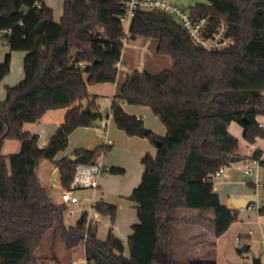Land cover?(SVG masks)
<instances>
[{
    "label": "trees",
    "instance_id": "16d2710c",
    "mask_svg": "<svg viewBox=\"0 0 264 264\" xmlns=\"http://www.w3.org/2000/svg\"><path fill=\"white\" fill-rule=\"evenodd\" d=\"M128 1L63 0L56 34L47 33L53 10L43 4L34 14L36 26L47 22L43 33H36V26L19 28L15 22L12 32L1 37L10 53L22 51L25 56L23 79L6 86L5 99L0 98V264H37L36 252L52 228L67 255L82 244L88 264H215L177 259L175 210H195L186 219L208 220L216 237L238 220V210L221 203L214 181L217 172L239 156V140L229 131L232 122L243 127L249 144L264 139V128L257 121L259 115L264 117V0H205L207 4L189 10L192 16L208 17L210 31L221 20L228 23L234 44L215 52L197 46L169 15L136 11L130 39L156 40V53L169 57L172 66L156 74L128 71L112 107L100 112L97 96L89 93L88 86L118 80L116 64L122 59L124 37L121 18ZM18 9L25 23L30 9L16 0H0L1 19L16 15ZM10 55L0 63V81L11 71ZM124 103L151 108L165 125L166 136L152 131L142 134L143 119L128 114ZM58 109H67L64 121L40 147L38 134L25 131L24 125ZM110 115L129 137L161 141L155 157L143 158L141 182L129 196L138 218L128 239L129 256L112 227L103 241L98 237L99 226L87 228L85 219L66 226L67 206L54 201L37 175L41 161L47 160L61 170V186L69 189L76 168L96 163L109 149L76 150L75 161L71 156L56 160L58 154L68 147L73 131L94 126ZM13 140L20 142V150L6 154L5 144ZM262 154L255 150L252 159L259 161ZM108 172L125 173L119 167H109ZM95 209L115 223L117 205L99 199ZM208 212L212 217H207ZM258 212L264 215V195ZM161 256H166L165 262Z\"/></svg>",
    "mask_w": 264,
    "mask_h": 264
},
{
    "label": "crops",
    "instance_id": "0c3cea01",
    "mask_svg": "<svg viewBox=\"0 0 264 264\" xmlns=\"http://www.w3.org/2000/svg\"><path fill=\"white\" fill-rule=\"evenodd\" d=\"M169 1L179 6L188 4L190 6L188 10L192 9L197 4H201L199 1L204 2V4H207L205 0ZM55 2H57V0H16V4H23L26 9L31 10V13L25 20L24 29L31 30L36 26L37 21L34 14L35 12L41 11V8L43 7L42 5L45 4L53 10V18L55 12H57L58 15V18L55 20V31L49 32L50 27H48L47 33H58V24L63 14V0L57 3ZM19 18L21 17L15 15L7 19L0 18V32L7 31L10 27L13 26L15 22H17L16 20H18ZM0 40L2 39L0 38ZM131 41L132 43L129 47L136 50H140L142 53H149L153 55V51H156L157 49L158 43L155 42L153 45V39L140 38ZM3 42L4 41H2V44ZM7 54H11V71L9 75L3 79L6 82L4 87L16 85L17 80H19L20 82L24 77L23 58L25 56V52H8L4 55L3 58L0 57V63L4 62L5 56ZM153 59L154 61L159 60V58H156V56H153ZM120 63L121 69L124 64H127L126 61H124L123 59H121ZM170 63L172 66V62ZM137 70L143 71L142 63L140 64V67ZM12 72H15L16 74L15 81L8 80V77L12 74ZM103 84L108 85L109 83H101V85ZM111 84H113V87L109 89V94L114 97L118 92V84L117 82ZM1 92L2 90L0 88V98L4 100L6 96V91H3L4 95H2ZM94 96L98 95L96 94ZM123 107L128 114L142 118L143 123L145 124L144 127H147L154 134L162 138L166 136L165 125H163V123L158 120L159 118L152 112L151 108L141 105H129L126 103L123 104ZM66 111L67 109L48 111L47 113H45V115L39 122H30L25 124L24 130L30 132V134H38V144L40 147H44L48 143L50 137L55 133L58 126L64 121ZM56 117H58V119ZM257 121L259 122V124L261 123L264 128V117L259 115ZM229 131L239 140L240 145L238 154L239 157L242 158V161L237 163H230L227 166L224 173L220 175V177H217L215 179L214 191L217 192L220 201L223 205H226L231 209L238 210V220L231 223L227 231L223 235H221L220 237H216L213 233L212 226L208 220L186 219L188 216L196 214L195 210H193V212L191 213L181 212L178 216H175L176 218H178V221L175 222L176 224H178L176 234H181L182 236L189 237V229L192 228V226L194 225L200 226L197 235H200L205 238V240H203L201 244H208L207 247L209 248L208 254L202 253L201 257L203 258H201L200 260L212 261L215 262V264H240V260L238 257L240 254L238 252V249H236V246H238L239 244L240 247H242L243 245L247 246L246 252L250 254L251 259H261L260 264H264V215H260L258 212V208L262 202L264 195V139H257L254 144H249L243 138V127L234 122L230 124ZM6 144L4 152L6 154L11 153L6 150ZM20 146H18L16 152H19ZM97 147H108L109 149L106 152H102L103 154H101L98 158L104 167H119L124 169L125 172L122 174L111 173L112 175H115L114 177H112L118 179L117 181L120 185L117 193L118 195H115L110 191L106 179L102 177L99 178L98 193H100V199H103L109 204L117 205L118 213L116 221L113 225L112 223H109V226L113 228L114 234L123 241L126 248L125 255L129 256L128 239L129 236L132 234L133 225L138 223L136 205L135 203L129 200V196L131 195L132 191L135 190L134 188H136L141 182L142 175L144 173V164L142 163L143 158L146 155H151L152 157H155L158 151V146L152 141H150L148 138L139 136L129 137L123 130H120L116 126L114 120L112 119V116L110 115L108 119H105V126L102 125L101 121L100 123H97L94 126L78 128L73 131L69 137L68 147L66 148V150L58 154L56 160H60L64 157H70L73 155L72 153L74 151L79 149L93 150ZM247 148H249L250 151H247ZM255 150H261L263 152L259 164H255L254 159H252V155L254 154ZM119 152H127L129 154V157L134 160L136 170L133 171V175L130 179L122 178L126 177L125 175L130 169L127 167L128 161H116L115 155ZM137 165L141 166V168L137 167ZM247 167H252L254 171L249 174L245 173ZM56 169L57 168L52 165L51 173L56 171ZM50 179H52V177ZM51 186H53L52 188L56 187L61 191L63 190L59 179L54 181ZM91 195L92 194H90V196ZM54 201L56 203L59 202V200ZM81 208L87 207H79L76 208V210H79ZM206 215L207 217H212L210 212H208ZM98 237L100 240L104 241L107 236L105 237V239L100 237L98 230ZM182 241L180 244L181 246L178 247V244L174 245L173 238V245L175 247L177 259L187 262L189 261L191 252L189 251L185 242ZM49 247L50 246H47L48 251ZM75 249H73L71 252L74 253ZM44 250L45 247L42 251ZM71 254L67 255L66 252L60 251L57 254L53 253L49 256L42 254L44 255V257L36 255L37 264H56L54 258H58L62 261V264H64V257L69 258ZM163 257H165L166 261V256H161V259ZM244 264H248V262H244Z\"/></svg>",
    "mask_w": 264,
    "mask_h": 264
},
{
    "label": "rangeland",
    "instance_id": "374dc122",
    "mask_svg": "<svg viewBox=\"0 0 264 264\" xmlns=\"http://www.w3.org/2000/svg\"><path fill=\"white\" fill-rule=\"evenodd\" d=\"M57 2H61V0H57ZM55 2V3H57ZM201 4H204V2L199 1ZM183 7V9L188 10L190 8V6L187 4L181 6ZM58 18L57 12L54 13V20L53 22L50 23V28H49V32H54V28H55V20ZM132 43V41H130ZM153 45L155 42H157L156 40L153 39ZM130 43V44H131ZM129 44V46H130ZM125 47L123 52H122V59L124 61H126L127 64H124L122 69L120 70V74L117 80V84H118V88L117 91H119V86L121 81L123 80L124 76L126 75V73L130 70H135L138 69L140 67V64L142 63L143 66V70L148 71L150 73L156 74L159 73L163 70L166 69H170L171 68V63L172 60L167 57V56H162V55H157L156 51H153V55L149 54V53H142L140 50H136L133 49L131 47ZM10 52L9 48L7 46H4L2 44V40H0V57H4V55L6 53ZM14 52H20V51H14ZM19 54V53H17ZM20 56V55H19ZM153 56L156 58H159V60H155L153 59ZM21 59V57H20ZM9 75V74H8ZM7 75V76H8ZM15 72H12V74L8 77V80L11 81H15ZM19 80H17L16 83H18ZM6 84L5 80H1L0 81V88L2 90L1 94H3V91L5 90L4 85ZM113 87V84L109 83L108 85H90L89 86V92L92 95H98L97 96V104L99 106V110L100 112H104L107 109H110L111 106V102L113 97L109 94V89ZM58 119V117H56ZM160 121V119H158ZM161 122V121H160ZM147 128V127H146ZM148 129V128H147ZM18 146H20V142L18 141H7L6 144V150L11 152V153H15L18 148ZM247 151H250L249 148H247ZM108 153V152H107ZM103 154V153H101ZM128 156V157H127ZM115 159L116 161H120V160H126L128 161V165L127 167L130 169L128 170L127 174L125 175L126 177H122V178H126V179H130L131 176L133 175V171L136 170L135 168V163L134 160L131 159V157H129V154L127 152H119L116 153L115 155ZM139 164V163H138ZM137 167H140L139 165H137ZM51 168L52 165L50 164L49 161L47 160H42L38 169H37V174L39 179L42 181V183L48 188L49 190V195L54 199V200H60V196H61V190H59L58 188H52L53 186H51V181L52 179H50L53 175L54 172L51 173ZM143 168V167H142ZM138 170V169H137ZM115 175H112L111 173H106V175H101L102 178H105L107 181V185L108 188H110V191L115 194L118 195V189H119V183H118V179H115L113 177ZM120 176V175H118ZM123 176V175H121ZM120 178V177H119ZM59 179V178H58ZM114 179V180H113ZM106 185V186H107ZM93 193V190L91 189H79L75 191V195L78 197L83 198V200L79 203V204H75L73 205V208H79V207H89L90 204V194ZM100 193H98L99 196ZM181 212H188L191 213L193 212V210H175L174 212V216H178ZM79 217V213H75L74 215H70L67 211L64 212V223L66 225H70L74 222H76L77 218ZM108 222V223H107ZM100 226H99V236L104 238L107 236V234L109 233V229L111 228V226H109V223L111 224V219L108 216H101V221H100ZM177 226L178 224H173V230H174V245L178 244V247L181 246V241L185 242L186 246L188 247L189 251L191 252V256L189 258V261L187 262H193V261H198L201 258V254H208V244H201L203 242V240H205V238H203L200 235H197V232L199 231L200 226H192V228H190V232L188 231V236H182L181 234H176L177 233ZM107 238V237H106ZM47 246L49 247V251L47 250ZM45 247V250H43V248ZM236 249H239L240 246L238 244V246H236ZM60 251H64L65 252V246L64 243L62 242L59 234H57V232L55 231L54 228H52L51 230H49L46 235L44 236L43 242L41 244V246L39 247V249L36 252V255L40 256V257H44V255H51L53 253H58ZM67 253V252H66ZM237 254V252H236ZM239 262L240 264H244V262H248V264H252V260L251 256L248 252L243 253L241 256L239 255ZM64 264H87V261L85 260V256H84V246L81 244L79 245L74 253H72L70 255V257L63 259Z\"/></svg>",
    "mask_w": 264,
    "mask_h": 264
},
{
    "label": "built area",
    "instance_id": "2783aa9c",
    "mask_svg": "<svg viewBox=\"0 0 264 264\" xmlns=\"http://www.w3.org/2000/svg\"><path fill=\"white\" fill-rule=\"evenodd\" d=\"M125 14L121 18L124 27V37L122 39L123 50L128 47L131 43L129 26L131 20L133 19L135 12L138 10H158L163 12L170 17L174 18L183 29L188 33L193 42L197 46L203 49L215 52L220 51L232 46L234 44V38L230 35V27L228 23L221 20L216 29L210 31V21L206 16L195 17L192 16L189 10L183 9V7L170 2L169 0H129L125 5ZM21 9H18L15 16H22ZM16 25L19 28H23L25 23L24 20L19 18L16 20ZM12 32L10 27L7 31L0 32V38L5 33ZM116 67L118 71L121 70V63H117ZM102 125L105 126V120L102 121ZM259 127H263L259 124ZM260 160H254L255 164H259ZM227 166L220 169L215 175V179L220 177L226 170ZM109 168L104 167L101 162L98 161L94 164L86 165L81 164L76 168L74 178L70 184V188L67 190H62L60 200L57 204L66 205L67 212L70 215L79 213L80 216L83 215L86 220V227L88 228L91 224L100 226L101 215L95 209V203L100 199L98 196L99 189V178L108 172ZM254 169L252 167H247L245 173H252ZM79 189H91L93 193L90 198V206L87 208H81L76 210L73 205L79 204L83 198L75 195V191ZM86 235L84 237V242L86 241ZM88 264V263H87ZM92 264V263H91Z\"/></svg>",
    "mask_w": 264,
    "mask_h": 264
},
{
    "label": "water",
    "instance_id": "95a60500",
    "mask_svg": "<svg viewBox=\"0 0 264 264\" xmlns=\"http://www.w3.org/2000/svg\"><path fill=\"white\" fill-rule=\"evenodd\" d=\"M46 25H47V22H46V21H42V22H40V23L35 27V32H36V33H43L44 30H45ZM3 45H4V46H7V42L4 41V42H3ZM140 131L142 132V134L147 135V134L149 133L150 130L143 126V127H141ZM155 144L159 147V146L161 145V141H156ZM71 158H72L73 161L76 160V158H75L74 156H71ZM240 161H242V158H241V157H239V156H233V157L231 158L230 163H237V162H240ZM60 171H61V170H59L58 168L56 169V171H54V173H53V175H52V181H51V184H53L54 181H56V180L59 178V173H60ZM83 219H84V216L81 215V216L76 220V223H77V224H82V222L84 221ZM246 250H247V246H246V245H243L242 247H240V248L238 249V252H240V253H245ZM162 259H163V262H164V261H165V257H163ZM260 260H261V259L253 258V260H252V264H260V263H261Z\"/></svg>",
    "mask_w": 264,
    "mask_h": 264
}]
</instances>
